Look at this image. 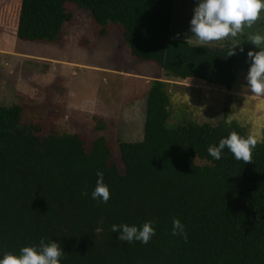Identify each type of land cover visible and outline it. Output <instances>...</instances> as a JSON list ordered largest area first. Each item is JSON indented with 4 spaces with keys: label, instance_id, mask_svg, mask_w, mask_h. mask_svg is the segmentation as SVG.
<instances>
[{
    "label": "trees",
    "instance_id": "16d2710c",
    "mask_svg": "<svg viewBox=\"0 0 264 264\" xmlns=\"http://www.w3.org/2000/svg\"><path fill=\"white\" fill-rule=\"evenodd\" d=\"M175 0H20L15 37L54 43L75 22L72 7L87 11L100 37L119 28L131 58L152 63L165 75L196 79L230 90L242 51L232 46L189 45L172 36ZM196 46V47H195ZM167 82L149 81L143 137L88 141L60 131L24 104L0 103V258L23 246L56 241L61 264H264V136L253 162L237 160L226 147L208 154L236 122L168 125ZM99 122V128H103ZM110 189L107 203L92 198L98 179ZM87 193V195H84ZM184 236L172 234L173 219ZM152 221L148 243L117 239L113 224Z\"/></svg>",
    "mask_w": 264,
    "mask_h": 264
},
{
    "label": "rangeland",
    "instance_id": "374dc122",
    "mask_svg": "<svg viewBox=\"0 0 264 264\" xmlns=\"http://www.w3.org/2000/svg\"><path fill=\"white\" fill-rule=\"evenodd\" d=\"M20 0H0V103L24 104L28 114L54 122L62 132L81 133L92 141L106 137L115 149L120 172L123 164L117 152L118 140L139 141L143 137L145 94L149 81L167 82L170 96L168 125L236 122L247 136L258 141L264 136V95L244 94L251 65L247 53L259 48L247 41L249 34L264 35V10L251 29L236 38L207 46L222 48L239 43L243 48L238 73L230 90L209 86L196 79L165 75L152 63L131 58L115 25L100 37L87 11L72 7L75 22L66 24L65 34L54 43H31L15 35ZM199 0H175L172 36L192 39L190 21ZM99 122L104 127L99 128Z\"/></svg>",
    "mask_w": 264,
    "mask_h": 264
},
{
    "label": "clouds",
    "instance_id": "9594fccd",
    "mask_svg": "<svg viewBox=\"0 0 264 264\" xmlns=\"http://www.w3.org/2000/svg\"><path fill=\"white\" fill-rule=\"evenodd\" d=\"M262 10H264V0H199L194 7V14L190 21V32L198 41L196 46H206L229 38L234 39L243 34L245 28H252L255 22L261 18ZM187 37L185 42L192 45V39ZM247 41L256 45L259 51L249 50L247 53L251 65L246 77L247 85L244 94L247 95L250 91L251 94L264 95V35L249 34ZM238 45L241 44H233L228 52V57L236 54ZM240 51H243L242 47ZM258 142L260 141L257 137L251 133L244 137L236 131H232L228 136L222 138L218 145H210L207 151L210 156L219 160L222 151L227 147L237 160L248 164L253 162L252 150ZM97 177L92 198L107 203L110 199V189L104 182V173L98 171ZM172 224V234L182 235L187 240V233L181 221L174 218ZM111 230L119 233L117 237L119 241L129 243L135 240L146 244L155 234L152 221H147L142 226L127 223L113 224ZM62 254L63 250L58 242L46 243L41 240L39 245L23 246L19 254L11 251L5 252L3 258H0V264H61Z\"/></svg>",
    "mask_w": 264,
    "mask_h": 264
}]
</instances>
